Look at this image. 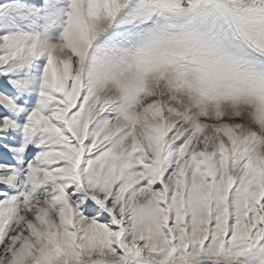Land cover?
Segmentation results:
<instances>
[{"label": "snow or ice", "instance_id": "1", "mask_svg": "<svg viewBox=\"0 0 264 264\" xmlns=\"http://www.w3.org/2000/svg\"><path fill=\"white\" fill-rule=\"evenodd\" d=\"M0 264H264V0H0Z\"/></svg>", "mask_w": 264, "mask_h": 264}]
</instances>
